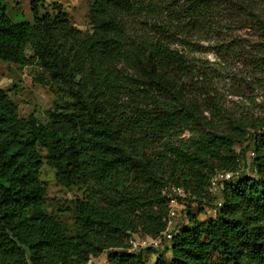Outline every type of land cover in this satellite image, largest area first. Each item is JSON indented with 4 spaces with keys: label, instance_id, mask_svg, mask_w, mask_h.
I'll list each match as a JSON object with an SVG mask.
<instances>
[{
    "label": "trees",
    "instance_id": "trees-1",
    "mask_svg": "<svg viewBox=\"0 0 264 264\" xmlns=\"http://www.w3.org/2000/svg\"><path fill=\"white\" fill-rule=\"evenodd\" d=\"M31 10L32 21H14L0 2V59L24 63L30 48L70 100L48 110L47 123L29 117L17 129V106L0 87V264H88L104 252L109 264H144L142 251L153 248L170 258L154 251L152 264H264V124H210L184 99L186 59L171 47V25L188 33L210 19V3L94 0L90 31L76 27L59 1L31 0ZM251 126V173L210 195L213 171L240 166L234 146ZM185 129L191 134L172 139ZM44 162L61 186L79 192L72 235L41 209ZM170 184L199 204L220 195L221 205L197 222L186 201L168 244L130 250L132 234L164 231L161 191Z\"/></svg>",
    "mask_w": 264,
    "mask_h": 264
},
{
    "label": "rangeland",
    "instance_id": "rangeland-1",
    "mask_svg": "<svg viewBox=\"0 0 264 264\" xmlns=\"http://www.w3.org/2000/svg\"><path fill=\"white\" fill-rule=\"evenodd\" d=\"M53 1L62 4L76 27L82 31L91 30L89 9L94 0H46V4ZM205 1L211 5L210 19L195 22V28L188 33L171 25V47L183 53L186 59V74L181 79L184 99L197 104L217 129H227L233 121L264 124V0H201ZM0 2L12 20H33L31 0ZM26 53L28 60L24 63L0 59V87L17 106V129L29 117L38 123H47L50 120L47 111L62 107L70 100L51 83L49 72L39 64L32 50L27 48ZM197 126L205 128L202 123ZM252 127L247 138L234 146L239 152L242 168L251 164L249 139L257 131ZM190 134L191 131L185 129L181 134L175 133L172 139L177 141ZM126 148L128 151H142L140 148ZM42 154H46L45 150ZM40 179L47 187V197L41 209L53 214L72 235L74 199L79 195L76 186H61L55 170L45 162ZM220 198L217 195L205 204L204 199L200 204L198 200L186 201L191 203V213L196 221L207 222L214 217V207ZM39 210L32 208L30 214ZM181 214L175 219L179 224L185 219V212ZM154 251H161L167 260L170 258L169 250H143L141 259L144 264L154 262L157 256ZM88 264H109L106 252L92 257Z\"/></svg>",
    "mask_w": 264,
    "mask_h": 264
},
{
    "label": "built area",
    "instance_id": "built-area-1",
    "mask_svg": "<svg viewBox=\"0 0 264 264\" xmlns=\"http://www.w3.org/2000/svg\"><path fill=\"white\" fill-rule=\"evenodd\" d=\"M251 156L254 152H250ZM250 166L242 168L241 165L235 170H215L210 174L208 183V192L212 196H216L219 192L221 185L228 180H233L238 177L242 172L250 174ZM162 195L167 201V213L164 218L166 226L164 231L156 236L143 235L140 233H134L128 238V246L132 251H139L148 247H162L168 244L172 231L175 226V219L178 215H181V209L185 206L186 200L191 197V192L181 185L170 184L163 187L161 191ZM217 205H221V201L217 202Z\"/></svg>",
    "mask_w": 264,
    "mask_h": 264
}]
</instances>
